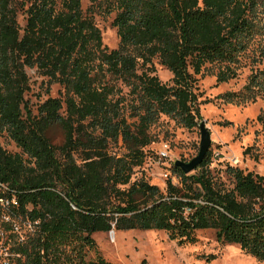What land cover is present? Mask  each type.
<instances>
[{
    "label": "trees",
    "instance_id": "16d2710c",
    "mask_svg": "<svg viewBox=\"0 0 264 264\" xmlns=\"http://www.w3.org/2000/svg\"><path fill=\"white\" fill-rule=\"evenodd\" d=\"M110 2L115 50L102 46L81 0H0V134L27 157L0 145V182L14 190L18 214L38 221L13 247L18 263L109 264L92 236L112 230L164 231L180 246L194 244L196 231L213 230L218 243L264 261V177L229 167L233 186L224 188L209 170L208 152L194 173L173 164L177 184L167 179L164 191L132 181L160 116L188 130L198 126L196 90L206 66L218 67V84L236 78L239 58L262 34L264 0ZM153 58L172 74L170 84L154 75ZM27 68L62 86L64 100L47 98L33 114L25 101ZM116 82L128 89V115ZM261 95L264 69H256L240 92L220 98L243 104ZM255 122L264 143V110ZM53 127L63 135L59 147L47 136ZM117 141L127 150L122 156L108 153ZM88 251L94 260L86 261Z\"/></svg>",
    "mask_w": 264,
    "mask_h": 264
},
{
    "label": "rangeland",
    "instance_id": "374dc122",
    "mask_svg": "<svg viewBox=\"0 0 264 264\" xmlns=\"http://www.w3.org/2000/svg\"><path fill=\"white\" fill-rule=\"evenodd\" d=\"M19 3L20 0H15ZM81 9L85 16L92 19L101 35L102 46L115 50L119 38L112 21L116 14L110 0H98L91 4L81 0ZM259 15L261 35L256 36L248 50L239 58L236 66L237 76L227 83L218 84L215 79L217 66H206L199 77L196 93L201 120L198 126L188 130L166 116H160L149 130L153 142L143 149L144 160L140 167L134 168L132 181L143 179L150 185L157 186L161 191L166 187L167 178L164 171L171 169L175 161L188 162L199 151V124L203 122L210 132L211 163L209 170L214 179L227 189L232 188L233 181L227 174V168H237L243 172H251L264 177V143L261 127L255 122L256 116L264 110V95L257 97L255 102L227 104L221 95L231 92L238 93L245 85L248 76L256 69H264V14ZM20 27L25 25V16L18 13ZM151 66L154 75L164 84H170L172 74L153 58ZM141 68L137 70L141 72ZM29 77V90L25 94L27 108L33 114L47 98L64 100V89L59 84L49 83L48 79L39 74L35 68L26 69ZM117 87H121L116 82ZM124 99L123 111L128 115L131 101L128 89L121 87ZM64 105L61 113L64 112ZM227 124V125H224ZM47 136L51 143L59 147L63 135L58 127L51 128ZM168 145V158L160 160L157 153L162 145ZM1 147L11 154H22L21 150L4 134H0ZM249 149L248 154L243 152ZM108 153L122 156L127 150L121 141L111 142L107 147ZM207 152V153H208ZM171 173V170L169 171ZM194 173V172H192ZM172 174V173H171ZM177 184L176 179H172ZM95 249L109 264H264L255 258L244 254L237 245L220 244L216 241L213 230L196 231L194 244L178 245L168 238L164 231L130 230L109 231L96 233L93 236ZM96 258L94 251H88L86 261Z\"/></svg>",
    "mask_w": 264,
    "mask_h": 264
},
{
    "label": "built area",
    "instance_id": "2783aa9c",
    "mask_svg": "<svg viewBox=\"0 0 264 264\" xmlns=\"http://www.w3.org/2000/svg\"><path fill=\"white\" fill-rule=\"evenodd\" d=\"M168 150V145L163 144L157 153L160 160L168 158ZM170 170L164 171V177L175 179ZM18 206L14 190L0 182V264H19L21 257L13 247L23 243L38 225V221L31 222L19 215Z\"/></svg>",
    "mask_w": 264,
    "mask_h": 264
},
{
    "label": "water",
    "instance_id": "95a60500",
    "mask_svg": "<svg viewBox=\"0 0 264 264\" xmlns=\"http://www.w3.org/2000/svg\"><path fill=\"white\" fill-rule=\"evenodd\" d=\"M200 143L197 156L188 162L175 161L174 165L182 170L186 175L197 169L205 158L211 144L210 132L203 122L199 124Z\"/></svg>",
    "mask_w": 264,
    "mask_h": 264
}]
</instances>
